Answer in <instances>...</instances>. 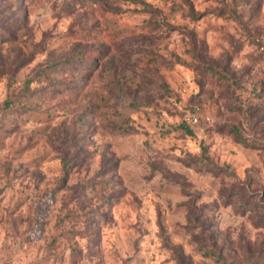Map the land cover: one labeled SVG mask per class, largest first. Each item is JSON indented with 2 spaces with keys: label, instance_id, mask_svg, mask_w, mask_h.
Listing matches in <instances>:
<instances>
[{
  "label": "rangeland",
  "instance_id": "1",
  "mask_svg": "<svg viewBox=\"0 0 264 264\" xmlns=\"http://www.w3.org/2000/svg\"><path fill=\"white\" fill-rule=\"evenodd\" d=\"M0 264H264V0H0Z\"/></svg>",
  "mask_w": 264,
  "mask_h": 264
},
{
  "label": "built area",
  "instance_id": "2",
  "mask_svg": "<svg viewBox=\"0 0 264 264\" xmlns=\"http://www.w3.org/2000/svg\"><path fill=\"white\" fill-rule=\"evenodd\" d=\"M189 121H190V122H193V123H196V122L199 121V117H198L196 114H191V115L189 116Z\"/></svg>",
  "mask_w": 264,
  "mask_h": 264
},
{
  "label": "trees",
  "instance_id": "3",
  "mask_svg": "<svg viewBox=\"0 0 264 264\" xmlns=\"http://www.w3.org/2000/svg\"><path fill=\"white\" fill-rule=\"evenodd\" d=\"M186 129H187L188 131H190L188 127H186Z\"/></svg>",
  "mask_w": 264,
  "mask_h": 264
}]
</instances>
